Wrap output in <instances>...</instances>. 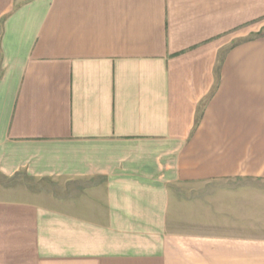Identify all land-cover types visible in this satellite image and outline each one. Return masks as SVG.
<instances>
[{
  "label": "crops",
  "instance_id": "crops-1",
  "mask_svg": "<svg viewBox=\"0 0 264 264\" xmlns=\"http://www.w3.org/2000/svg\"><path fill=\"white\" fill-rule=\"evenodd\" d=\"M240 178L264 0H0V264H264Z\"/></svg>",
  "mask_w": 264,
  "mask_h": 264
},
{
  "label": "rangeland",
  "instance_id": "rangeland-1",
  "mask_svg": "<svg viewBox=\"0 0 264 264\" xmlns=\"http://www.w3.org/2000/svg\"><path fill=\"white\" fill-rule=\"evenodd\" d=\"M231 182V183H230ZM229 184L223 185L222 196L223 197H252L262 198L264 197V184L259 179H235L228 182ZM248 184V189L246 185Z\"/></svg>",
  "mask_w": 264,
  "mask_h": 264
}]
</instances>
